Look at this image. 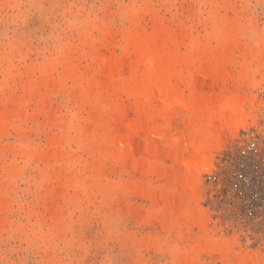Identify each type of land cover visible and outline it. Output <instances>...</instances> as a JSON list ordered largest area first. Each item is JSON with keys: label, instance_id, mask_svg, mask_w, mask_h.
Returning a JSON list of instances; mask_svg holds the SVG:
<instances>
[{"label": "rangeland", "instance_id": "1", "mask_svg": "<svg viewBox=\"0 0 264 264\" xmlns=\"http://www.w3.org/2000/svg\"><path fill=\"white\" fill-rule=\"evenodd\" d=\"M156 29L180 38L181 52L191 41H206L212 49L222 42L219 31H238L229 64L222 67L233 83H191L214 93L212 98H221L228 88L250 99L239 116L245 127L225 133L197 175L198 200L192 204L203 213L206 238L233 245L223 259L205 249L199 226L179 230L185 213L180 188L161 202L168 187L159 172L140 176L129 167H115L96 176L88 164L95 156L79 149L74 133L63 128L70 121L84 125L85 110L73 94L88 93L92 75L100 79L94 75L105 71L99 59L113 61L122 54L124 33ZM83 33L89 39L84 41ZM69 62L80 80L70 76ZM198 68L195 63L183 74ZM125 76L114 74L115 79ZM178 86L175 102H167L170 114L162 133L150 139L153 153L146 152L147 136L140 134L132 156L165 171L182 163L203 128L186 126L189 90ZM118 98L128 107L132 103ZM134 115L128 110L117 122ZM52 140L71 181L63 173L46 183L39 156L52 148ZM171 140L176 144L168 146ZM252 140L255 151L249 148ZM175 152L181 154L177 160ZM263 166L264 0H0V264H179L191 246L198 247L195 264H243L244 255L251 259L247 264H264V208L259 209L264 181L258 179ZM239 175L251 177L255 186L249 189ZM61 184L66 195L51 197ZM114 185L122 190L110 191ZM169 209L172 215L166 214Z\"/></svg>", "mask_w": 264, "mask_h": 264}, {"label": "bare ground", "instance_id": "2", "mask_svg": "<svg viewBox=\"0 0 264 264\" xmlns=\"http://www.w3.org/2000/svg\"><path fill=\"white\" fill-rule=\"evenodd\" d=\"M234 31L238 32L234 29L219 31L218 36L222 40L221 44L219 43L220 46L216 45L217 47L209 49V44L206 41L204 44L191 41L184 52L180 51V38H173L162 29L153 30L149 34H139L135 30L124 33L121 38L122 54L113 61L99 59L105 66L102 71H105L94 72V75H99L100 79L97 80L92 75L88 93L74 91V98L80 101L79 104L86 113L84 125L71 121L69 125H63L64 129L67 128L74 133L72 140L79 149L95 156V159L92 158L90 161L91 163L88 160V164L90 171L96 176H101L106 168L114 171L115 167H129L127 169H131L133 173L137 172L140 176L159 172V176L164 177L168 187V192L162 196L161 202H166V198L174 196L173 190L177 187L180 188L184 200L182 209L185 213L178 223L179 230L184 229L186 232L194 226H199V239L204 242L205 249L217 253L221 259L226 253L233 251V245L206 238V221L203 213L192 205L198 200L199 181L197 175L207 167V162L211 158L210 153L219 149L224 134L234 133L239 127H245L244 121L239 116L242 109L250 103V99L247 96H239L228 88L225 89L221 98H214V96L212 98L214 93L208 95L203 87L194 89L191 87V83L198 79L202 83L208 80L214 87H220L230 81L233 83L232 77L229 78L228 75L222 73V67L229 64L227 55L234 49V43L237 41L233 39L234 34L237 37V33ZM86 34L83 33V36L86 37L81 34L84 41L88 38ZM89 42L87 43L89 44ZM93 54L96 55V52L92 49ZM193 54L198 57L194 58ZM129 57H133V60L126 64L125 60ZM72 63L69 62L66 69L69 70L73 80H80ZM195 63L199 64V68L188 72L185 76L183 70ZM122 73L126 74L124 78H114V74L121 75ZM243 82L244 79L239 78L238 83ZM178 84L185 85L189 90L184 104V110L189 112V116L186 117V126L203 128L195 133L196 139L186 150V156L182 163L178 167L165 171L155 163L149 164L143 159L133 158V151L139 141L135 143V137L146 134L147 138L142 144L148 149L146 152L153 153L155 147L149 143L150 139L153 141L154 137L163 131L162 123L168 119L169 113L166 109L167 102L169 100L175 102L172 99L176 100L177 98L174 95L179 90ZM213 86L209 90H213ZM118 96L131 99L132 103L128 107L120 101ZM128 110L132 111L136 118L124 124L117 122L118 116ZM119 124L122 125L120 128ZM188 134L192 135L191 132ZM56 142L54 140L51 143L52 148L39 156L40 162L46 166L43 174L46 175L44 178H46L47 184H50L52 177L60 178L63 173L67 174V181L72 180L70 179L72 177L70 170L62 168L63 153L55 151ZM173 144H176L175 140H171L168 146ZM180 155L179 152H175L173 160H177ZM89 159L91 158L89 157ZM51 161H54L52 165ZM55 166L58 167V170L54 169ZM64 186L63 184L59 185L50 191L49 195L64 197L66 195ZM121 187L114 185L108 189L110 191L122 190ZM137 187L136 183L132 188L136 189ZM172 212L169 209L166 214L172 215ZM165 224L168 225V223ZM197 250V246H191L184 256H179V264H195ZM250 261L248 255H244L240 259L243 264Z\"/></svg>", "mask_w": 264, "mask_h": 264}, {"label": "built area", "instance_id": "3", "mask_svg": "<svg viewBox=\"0 0 264 264\" xmlns=\"http://www.w3.org/2000/svg\"><path fill=\"white\" fill-rule=\"evenodd\" d=\"M253 140H255V139H253ZM253 140L249 143V148H250L252 151H255V150H257V145H256L255 141H253ZM240 168H243V166L240 165ZM234 175L236 176L237 174L235 173ZM238 177H239L240 179H242V181H243L245 184H247V186L249 187V189H251V188H253V187L255 186V185H254V181L252 180L251 177H246V176H241V175H239ZM258 179L264 181V166L262 167V174H261V177H258ZM260 208H261V209L264 208V205L260 206L259 209H260Z\"/></svg>", "mask_w": 264, "mask_h": 264}]
</instances>
